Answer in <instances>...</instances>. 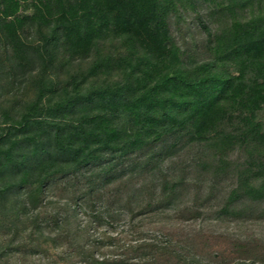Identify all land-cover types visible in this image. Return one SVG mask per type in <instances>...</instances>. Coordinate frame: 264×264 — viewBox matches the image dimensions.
I'll list each match as a JSON object with an SVG mask.
<instances>
[{"label": "trees", "instance_id": "obj_1", "mask_svg": "<svg viewBox=\"0 0 264 264\" xmlns=\"http://www.w3.org/2000/svg\"><path fill=\"white\" fill-rule=\"evenodd\" d=\"M206 210L264 220V0H0V264H264Z\"/></svg>", "mask_w": 264, "mask_h": 264}, {"label": "rangeland", "instance_id": "obj_2", "mask_svg": "<svg viewBox=\"0 0 264 264\" xmlns=\"http://www.w3.org/2000/svg\"><path fill=\"white\" fill-rule=\"evenodd\" d=\"M185 24L180 25L181 31L186 36V40L193 37L199 39L202 35L201 29L193 19V15L186 16ZM174 29V27L172 28ZM175 31V30H174ZM176 32V31H175ZM85 65V61L78 60L76 65ZM66 76L60 75L59 80L65 81ZM167 167L164 164V168ZM192 175L186 177L185 183L190 185L192 181ZM190 189H193L190 187ZM192 192V191H191ZM215 196H218L217 192H214ZM191 198V194L183 198V201H188ZM215 199L212 198L211 205ZM209 203V204H210ZM164 222V221H163ZM165 223V222H164ZM169 225V224H168ZM184 225H190V228L200 230L205 234L206 243L210 247V250L216 251L227 257L231 258V243L235 241L249 242L259 246H263L264 249V220H215L208 210L205 211L204 219H198L197 221H191Z\"/></svg>", "mask_w": 264, "mask_h": 264}]
</instances>
